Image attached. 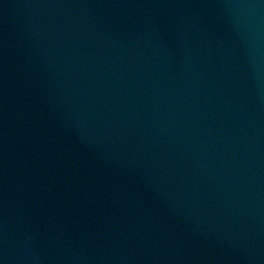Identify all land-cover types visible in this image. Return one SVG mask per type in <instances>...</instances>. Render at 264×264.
<instances>
[{
    "label": "water",
    "instance_id": "95a60500",
    "mask_svg": "<svg viewBox=\"0 0 264 264\" xmlns=\"http://www.w3.org/2000/svg\"><path fill=\"white\" fill-rule=\"evenodd\" d=\"M0 264H264V0H0Z\"/></svg>",
    "mask_w": 264,
    "mask_h": 264
}]
</instances>
